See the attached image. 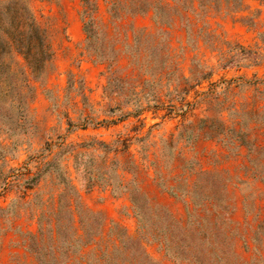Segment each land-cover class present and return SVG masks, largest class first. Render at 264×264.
Wrapping results in <instances>:
<instances>
[{
  "label": "rangeland",
  "instance_id": "obj_1",
  "mask_svg": "<svg viewBox=\"0 0 264 264\" xmlns=\"http://www.w3.org/2000/svg\"><path fill=\"white\" fill-rule=\"evenodd\" d=\"M32 19L50 51L28 38ZM252 126L264 130V0H0V264H141L142 242L174 264H264V209L252 200L255 219L232 226L229 195L204 201L228 185L231 129ZM200 135L227 157L195 154ZM251 145L244 170L262 180Z\"/></svg>",
  "mask_w": 264,
  "mask_h": 264
},
{
  "label": "crops",
  "instance_id": "obj_2",
  "mask_svg": "<svg viewBox=\"0 0 264 264\" xmlns=\"http://www.w3.org/2000/svg\"><path fill=\"white\" fill-rule=\"evenodd\" d=\"M70 23L72 27H79V16L77 14H74L70 16ZM249 127V126H248ZM251 133L246 134L241 132L238 128L231 129L234 133L239 136V141L234 144L235 149L237 150L235 152L234 157L230 158H236L235 161L228 164V168L226 167L221 168L219 171H224L227 174V179H228V185H227V193L230 198V210L231 214L229 217L230 224L232 226H242L244 225V221H252L255 219L254 215H251L249 213L250 205L254 203L256 204L257 208H262L264 209V180H256L252 178V176L244 169H246L247 166V149L245 145H251V150H257V149H262L264 148V130L262 131H257L256 126H252L251 128ZM227 131V130H226ZM195 143L192 145L193 148H195L194 152L197 154L199 157L202 155L204 157L209 156V158H204L211 160L213 155H216V158H226L227 153L226 151L223 150L222 146V138L218 136H212L211 138H207L205 135H200L195 137ZM222 156V157H220ZM202 159V158H198ZM174 162L176 163L177 161L180 160V158H173ZM201 162V160H199ZM144 169L148 172V175L152 179H154V174L156 171H153V168L150 170L148 169V165L144 164ZM208 168L206 166H202V171H210L207 170ZM109 193V191L107 192ZM166 199H168L169 204L168 206L164 205V207L168 214L175 220H178L180 222L184 221V207L183 204L180 202H177L174 198L170 197L167 193H163ZM255 196L258 197L255 199ZM259 196L262 199H259ZM126 200V197H112L113 205H116L117 207H120L122 209V218L119 220V224L122 225V227H125L126 229L131 231V224L135 225L136 223V218L133 215V210H132V205ZM127 213V215H125ZM116 221V220H115ZM262 221V219H261ZM260 224V223H259ZM244 244H247L251 248L250 240L249 238H243L242 241ZM242 243V245H243ZM238 255L245 256L243 255L242 250L240 247L237 249ZM154 258H151L156 262L157 264H174L172 263L167 257L168 255L163 251L157 253V256L152 254ZM21 257H23L21 255ZM242 263H247V259L244 257V260H242Z\"/></svg>",
  "mask_w": 264,
  "mask_h": 264
},
{
  "label": "trees",
  "instance_id": "obj_3",
  "mask_svg": "<svg viewBox=\"0 0 264 264\" xmlns=\"http://www.w3.org/2000/svg\"><path fill=\"white\" fill-rule=\"evenodd\" d=\"M147 10H138L136 11L135 13L136 14H144ZM158 24L159 25H164V26H168L170 25V22L169 21H165V22H162V21H159L158 20ZM28 38L30 39V41L33 43V45H40L39 49L41 48L42 52H44V49L45 51H50V47L48 45L45 44V33H44V30L40 29V27L36 24L35 20L32 19L30 24H29V36ZM44 47V48H43ZM32 48H28L26 51L24 52H21V54L23 55L25 61L28 62V65H29V56H31L32 54ZM51 52L49 53V56H50ZM257 153L261 154L264 152V148L262 149H257L256 150ZM264 166V164H263ZM203 174H206L208 176V181H209V178L212 177V174L210 172H204ZM262 180H264V177L262 178ZM194 194L195 192L193 193L192 195V199H193V202L195 203V205H199V203L195 200L194 198ZM227 197H228V193H227V183L223 182L221 183L220 185V190H218L217 192L215 193H211L209 195H206L204 197V201H215V202H218L220 203V205H223V203H225V201L227 200ZM223 209H226L227 211L229 210L230 211V206L227 205L225 206ZM168 213V212H167ZM169 222H171V224H173L174 226H177L178 228H180L181 230H185L186 228V225L184 222H180L178 220H175L173 219L170 215H169ZM1 227H0V234H1ZM200 231H196L194 234L191 235V243H193V241H198V242H201L202 244L206 243V240H207V237L205 235H200ZM229 240V237H227V235H224L223 236V241H224V245H227L226 244V241ZM135 241V240H134ZM136 242V241H135ZM146 243L145 242H142L139 244L138 248H139V256L137 258V262L138 263H141V264H157L156 262H154V260L150 257V255L147 253L146 251ZM228 247H230V245H228ZM165 251H166V254L168 255V257H170L171 259H174V260H178L177 257H175L174 255H172L170 253V250L166 247L165 248ZM198 264H200V260H196Z\"/></svg>",
  "mask_w": 264,
  "mask_h": 264
}]
</instances>
